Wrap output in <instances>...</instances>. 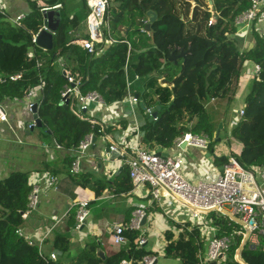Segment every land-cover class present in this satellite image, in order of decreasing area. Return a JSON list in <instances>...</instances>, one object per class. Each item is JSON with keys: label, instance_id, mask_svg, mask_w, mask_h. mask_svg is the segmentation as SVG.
<instances>
[{"label": "trees", "instance_id": "16d2710c", "mask_svg": "<svg viewBox=\"0 0 264 264\" xmlns=\"http://www.w3.org/2000/svg\"><path fill=\"white\" fill-rule=\"evenodd\" d=\"M109 1L105 17L109 32L106 27L105 37L115 41L99 53L75 43L90 38L86 23L90 9L86 0H31L32 10L20 25L0 14V72L26 71L21 80L0 82V102L23 99L27 89L40 83L41 71L44 89L38 113L45 138H54L62 149L72 150L90 133L98 137L126 129L127 120L108 125L99 120L93 123L60 103L67 83L61 70V65L65 64L74 74L82 75L84 93L97 91L107 104L128 97L129 79L130 90L141 98L144 111L160 106L157 118L141 127L145 146L172 147L177 137L191 131L209 135V149H212L217 144L215 133L219 124L223 122L226 128V117L219 107L209 104L214 99L232 102L243 66L249 60L259 64L261 70L255 75L245 99V114L234 124L230 134L242 144V150L234 156L243 166L264 165V31L254 22L253 45L241 53V40L237 36L241 26L235 24V17L251 7V0H212L214 13L206 0ZM58 3L62 4L61 19L54 36V48L45 50L33 38L43 27L45 11L42 8ZM149 10L157 13V19L152 22L150 31H146ZM213 14L216 21L210 24ZM32 48L35 53L31 57ZM171 51L185 52V55L175 61L171 59ZM48 55L39 71L37 60H44ZM6 128L10 132L9 127ZM66 159L71 165L74 158L66 154ZM219 159L228 161L227 157ZM80 175L72 176L76 184L86 187L88 179L80 180ZM29 177L30 172L15 168L6 177H0V264H68L60 260L47 263L39 256L37 248L17 233L26 220L32 189ZM113 183L118 194L133 189L128 166H124ZM100 194L102 191L97 189L96 195ZM208 215L213 219L212 226L218 229V236L244 231L241 224L222 212L213 211ZM190 225H178L181 232L176 238L172 231L166 232L165 255L180 259L182 264H202L206 242L199 224L188 229ZM54 234L53 247L62 254H70L73 242L69 234ZM125 235L128 241L119 250L106 254L105 260L97 255V249L104 247L91 241L70 264H118L123 258L133 260L132 264H143L141 260L145 255L156 254L145 245L135 243L139 236L137 230H126ZM243 238V233L233 237L227 256L218 264H242L236 259V253ZM262 243L264 237L261 245L252 250L247 242L241 258L247 264H264Z\"/></svg>", "mask_w": 264, "mask_h": 264}, {"label": "crops", "instance_id": "0c3cea01", "mask_svg": "<svg viewBox=\"0 0 264 264\" xmlns=\"http://www.w3.org/2000/svg\"><path fill=\"white\" fill-rule=\"evenodd\" d=\"M1 1L8 15L12 17H16L21 13L27 14L32 10L31 0ZM44 25L45 23L43 22ZM257 27L264 31V21L257 22ZM87 30L89 32L88 26ZM56 31L54 32L55 34ZM237 36L242 41L244 50H248L253 45V42L249 40L251 33L247 27L241 26L237 32ZM31 53H35V48L31 49ZM48 58L49 55L43 61L46 62ZM63 65L66 66L65 64ZM243 71L248 76L255 77V63L249 60L246 61ZM245 89L247 88H243L242 91ZM239 92L238 90L234 97ZM249 92L245 91L242 96L240 95V99L244 100H242V104L238 108L230 107L232 108L231 114L227 115L225 119L226 128H223L220 133V143L215 144L212 149L192 145L162 147L163 151L168 152L172 156L182 155L184 157L183 173L189 180L196 182L201 179H210L217 176L222 172V167L225 165V162L219 158L228 157L231 154L235 155L234 149L240 153L242 145H237L236 141L231 137L230 131L240 118L237 117L236 111L244 108L245 99ZM131 93V90H128L127 98L112 104L105 103L104 105H98L94 102L89 103L91 112L87 114L89 118L99 120L105 125L127 120L128 126L126 129L116 131L110 135L106 134V136L101 135L96 137L94 144L83 158V170L79 176L80 180L88 179L86 187L76 184L74 175H70V165L66 159V154L74 158V151L62 149L63 147L57 148L55 144L56 140L54 138H45L44 133L38 127L33 129L27 128L28 122L32 120V115L27 108L28 99H8L5 102L15 132L23 142L17 141L15 134L7 130L6 124H0V177H6L14 168L30 173H52L59 176L58 188H50L41 194L39 206L26 215L22 228L26 232L37 236L41 230H44L48 226H53L58 218L67 213L61 223H56L55 233L69 234L73 242L71 253L62 254L53 247L52 241L55 234L45 244L46 252L56 250L59 253L58 260L60 261L68 264L73 263L79 252L86 245H89L91 241L100 243L104 247L105 250L102 249L106 254L119 250L122 244H114L111 240L113 228L118 223L125 227V231L131 230L129 227L131 218L140 204L147 206V221L137 230L139 232L137 239L139 237L147 239V242L143 245H145L146 249L156 253V264H182L180 259L165 255V248L168 244L166 232L172 231L175 235L174 237H178L181 232V228L178 225L184 226L191 223L188 227V229H191L193 225L199 224L203 233L207 234V236L211 235L209 224L205 228L197 220L193 219L188 205L176 196H164L160 200L154 199L150 193V186L148 184L118 194L113 181L116 180L118 174L124 171V166L127 165H124L119 156L115 159L111 156L108 157L106 149L109 148L111 143L118 142L121 136H126L127 141L130 143L135 142V138L138 135L140 139H143V133L142 131L138 133V129L140 130L149 120L147 113L140 104L135 107V117L128 116L133 108L128 99ZM41 96L42 93L38 95V99ZM209 105H215L220 110L217 99L212 100ZM233 109L234 111H232ZM116 114L121 116L119 121H115ZM228 121L229 126L226 124ZM223 131L225 132L224 138H222ZM225 141H229L230 145L227 146ZM159 147L151 149L157 151ZM127 150L130 153L132 151L130 147ZM25 159H27V163H24ZM101 187L105 188L102 190ZM97 189H100L102 194L96 195ZM80 199L90 200L91 213L88 218V225L83 230L78 231L76 229L77 206L74 205L72 207V205ZM205 215L207 216L206 220L209 222V215ZM212 221L213 219H211L210 223ZM210 227L212 226L210 225ZM238 233L245 234V230ZM207 236L204 254H206L210 238ZM135 243H137L136 240Z\"/></svg>", "mask_w": 264, "mask_h": 264}, {"label": "built area", "instance_id": "2783aa9c", "mask_svg": "<svg viewBox=\"0 0 264 264\" xmlns=\"http://www.w3.org/2000/svg\"><path fill=\"white\" fill-rule=\"evenodd\" d=\"M90 12L87 17V26L90 33V38L76 40L78 43L88 49L90 52H102L108 45L114 42V39H107L105 37V28L107 27L109 32V26L105 24V17L107 9L110 5L109 0H86ZM251 7L243 13L235 17V24L247 27L250 33H252V26L254 22H260L264 20V0H251ZM62 4L58 3L52 7L42 8L45 12L52 9L61 8ZM213 13V8L210 9ZM0 14L7 17L15 25H20L21 20L26 17L25 13H21L16 17L8 15L4 4L0 0ZM216 21V15L210 20V24ZM47 26H43L40 31ZM39 31V32H40ZM38 32V33H39ZM33 38L36 42L37 35ZM55 34V33H54ZM245 51L241 41V53ZM32 57L33 54L30 53ZM43 60H37L36 68L40 71L44 67ZM128 64L125 66V71L128 77ZM61 70L67 79L62 90V100L64 103H68L72 111L91 122L96 123L97 120L89 118L87 114H90L89 103H97L98 105H104L105 101L97 91H89L84 93L81 89L83 81L82 75H76L67 66L61 65ZM261 70L259 64H255V75ZM26 71L18 72H0V82L17 81L21 80ZM39 84L30 87L25 91L24 99L27 100V108L32 115V120L28 122L27 128L33 129L37 127V117L39 101L38 95L43 93L44 89V75L39 72ZM131 82L128 79V89L130 90ZM37 97V98H36ZM129 102L131 103L132 111L128 116L135 117L136 109L141 102V98L138 94L131 93L129 95ZM78 108V109H77ZM154 107L146 108L147 114H152ZM234 111V109L232 110ZM86 115H85V114ZM237 117H242L245 114L244 108H240L236 111ZM37 114V117L35 116ZM127 116V115H125ZM127 118V117H126ZM157 118V117H156ZM154 118V120L156 119ZM121 119L120 115H115V121ZM240 119V118H239ZM106 121V120H104ZM6 124L12 134H15L17 141L22 143L23 140L18 137L15 132V128L12 125L7 105L0 102V124ZM103 123V122H102ZM141 129H138L140 133ZM105 133V132H104ZM106 136V134H104ZM93 133L88 134L76 148H73L74 159L70 165V174L77 176L82 173L83 170V158L87 155L88 150L94 144ZM211 138L207 134H196L191 131L184 132L181 136L175 139V145L181 147L183 143L187 145L197 146L200 148H209ZM57 148L62 146L55 141ZM131 148V153L127 150ZM110 152H119L124 165L129 168L130 177L132 179L134 189H137L144 185L150 186V193L154 199L160 200L164 196H176L183 200L189 207L193 219L197 220L203 227H207L209 224V232L211 235L203 233L204 239L209 238L208 248L206 254L202 256L201 263L209 264L211 261H220V253H224L230 249L233 237L238 232L232 234V236H218L217 228L212 226L208 220L203 219L205 213L201 212L200 208H211L216 206L224 207L230 210L232 213L240 217L247 223L250 229V236L248 239L249 248L252 250L257 249L261 244V239L264 237V165L253 166L246 168L240 161L233 155L227 157L228 161L224 165V170L217 176L210 179H201L196 182L189 180L183 173L184 157L182 155L176 156H162L156 153V150L145 146L138 135L135 138V142L130 143L127 141L126 136H121L118 142L111 143L109 146ZM108 157H110L108 155ZM1 171V167H0ZM59 176L52 173H39L32 172L29 177V184L32 187L29 194V203L26 215L30 214L33 210L37 209L40 203L41 194L52 188H58ZM76 229L78 231L83 230L88 225V218L91 213L90 200L80 199L76 203ZM71 207V208H72ZM70 208V209H71ZM147 206L140 204L134 211L131 218L129 227L131 230H138L142 227V221L145 216ZM69 209V210H70ZM69 213V211H68ZM63 214L61 218L56 220L62 222L66 217ZM56 223L53 226H48L41 230L37 236L26 232L22 227L17 230L19 236L23 237L30 246L36 247L39 256L47 263L51 261H57L59 253L56 250L46 252L45 244L52 237L56 230ZM210 225L212 227H210ZM111 240L114 244H125L128 241V237L125 235V227L121 224H116L113 228ZM139 245H143L147 242L144 237L136 239ZM262 249L264 250V243H262ZM223 258V259H224ZM157 256L145 255L141 262L143 264H155ZM133 260L123 258L118 264H132Z\"/></svg>", "mask_w": 264, "mask_h": 264}, {"label": "water", "instance_id": "95a60500", "mask_svg": "<svg viewBox=\"0 0 264 264\" xmlns=\"http://www.w3.org/2000/svg\"><path fill=\"white\" fill-rule=\"evenodd\" d=\"M210 3L213 4L212 0H210ZM147 15L149 16V21L146 23L145 25V29L146 31H150L151 29V24L152 22H154L156 19H157V13L153 10H149L147 11ZM44 23H45V26H47L49 28L48 29H45L43 28L37 35V40H36V43L38 46L42 47L43 49H46V50H52L54 48V32L58 29V26H59V22H60V19H61V11L60 9H52V10H48L44 13ZM239 26H244L243 24L239 25ZM130 29V27H129ZM185 55V52H181L180 54H175V51H171V59L177 61V59H179L180 57L184 56ZM61 104H63L66 108H68V103H64L63 100H61L60 102ZM141 106L144 108V104L141 103ZM160 109V106L157 105L153 111H152V114H147L148 118H149V121H153L154 118H156L158 116V111ZM37 117V114L35 115ZM43 126V121L41 120V118L37 117V127L38 128H41ZM224 128V124L223 122H221L219 124V127L215 133V136H216V139L217 141H220L221 140V136H220V133L222 131V129ZM29 133V131H28ZM96 140V137H94V142ZM187 145V143H183L182 146H185ZM107 153L109 156H111L112 158H116L119 156V152H110V149L107 148L106 149ZM156 153L158 155H162L164 157L166 156H169L170 154L166 151H163V148L162 147H159L156 151ZM224 170V166L222 167V171ZM201 212L205 213V214H209L213 211H219V212H222L224 213L225 215L229 216L231 219L235 220L236 222H238L239 224L242 225V227L244 228L245 230V234H244V238L237 250V253H236V259L238 261H240L242 264H247L242 258H241V253L243 251V249L245 248L247 242H248V239H249V236H250V229H249V226L247 225L246 222H244L240 217H238L237 215H235L234 213H232L230 210L224 208V207H221V206H216V207H211V208H200L199 209ZM147 221V216H145L143 218V221H142V225H144ZM97 255L98 257L102 258L103 260L106 259V253L105 251L102 249V248H98L97 249ZM224 253H220L219 254V258L220 259H223L224 258ZM157 263V261L155 262V264ZM209 264H218V261H211Z\"/></svg>", "mask_w": 264, "mask_h": 264}, {"label": "rangeland", "instance_id": "374dc122", "mask_svg": "<svg viewBox=\"0 0 264 264\" xmlns=\"http://www.w3.org/2000/svg\"><path fill=\"white\" fill-rule=\"evenodd\" d=\"M206 2H207V6H209L210 9L213 8V5L210 3V0H206ZM194 5H195V2L193 3V6ZM247 40H248V37H247ZM249 40H251L252 42H254L253 39H252V37L250 38V36H249ZM253 80H254V76H251V75L248 76V74L245 71H242V73L240 75V85L238 87V90L240 92L236 95V97L233 98L232 102L229 103L227 100H218L219 104L222 105V107H220V111H221L222 114H224L223 115L224 117H227V115L231 114V109L232 108H230V107L238 108L242 104V100H244V99H242V98L240 99V95L242 96V94L245 91L246 92H249V88L251 90V88H252V81ZM243 88H247V89H245V90L242 91ZM238 90L236 92H238ZM226 124H227V126H229V121ZM224 135H225V132L223 131L222 138L225 137ZM225 142L227 143V146L230 145L229 144L230 143L229 141H225ZM218 143H220V141H217V144ZM236 143H237L238 146H241L242 145L241 142H239V141H236ZM234 152H235V154H238L239 153V151L236 150V149H234ZM24 163H27V159H25ZM189 212L191 214V211L190 210H189ZM191 216H192V214H191ZM203 219H207V216L206 215H203ZM211 219L212 218L209 216V222L211 221ZM226 254H228V252H226Z\"/></svg>", "mask_w": 264, "mask_h": 264}]
</instances>
